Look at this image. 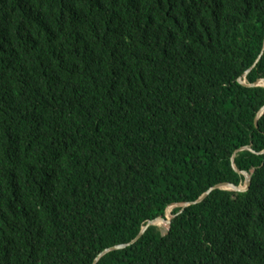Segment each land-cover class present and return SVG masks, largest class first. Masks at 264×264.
Instances as JSON below:
<instances>
[{
    "label": "trees",
    "instance_id": "16d2710c",
    "mask_svg": "<svg viewBox=\"0 0 264 264\" xmlns=\"http://www.w3.org/2000/svg\"><path fill=\"white\" fill-rule=\"evenodd\" d=\"M263 50L264 0H0V264H264Z\"/></svg>",
    "mask_w": 264,
    "mask_h": 264
},
{
    "label": "water",
    "instance_id": "95a60500",
    "mask_svg": "<svg viewBox=\"0 0 264 264\" xmlns=\"http://www.w3.org/2000/svg\"><path fill=\"white\" fill-rule=\"evenodd\" d=\"M263 53H264V50H263ZM263 53L261 54V56L259 57V59L256 61V63H255V65H254L253 69L258 65V63H259L260 60L262 59ZM251 70H252V69H251ZM251 70H250V71H251ZM250 71H248V72L246 73V75H245L246 77H247V75L250 73ZM240 83L243 84V85H245V86L253 87V88L264 87V79L258 81V82L255 83V84H252V85L248 84V83L246 82V80H240ZM262 116H264V108L261 110V112L259 113V115H258V117H257V119H256V127H257V128L259 127V120H260V118H261ZM245 150L252 151L250 148H243V149L237 151L236 154H238L239 152L245 151ZM234 167H235V169H236V166H235V165H234ZM240 173H241L242 175H244V177H245V179H246L244 185H241V186H239V187H237V186H235V185H232V184H221V185H218L217 187L212 188L209 192H207L206 194H204V195H203L198 201L193 202V203H189V204H188V203L182 204L181 207H183V208H187V207H189V206H191V205H195V204L202 203L205 199L208 198V196L211 194V192L214 191V190H216V189H219V190H227V191H232V192H246V191H248V189H249L250 186H251V182H252L251 175H249L247 172H240ZM176 207H178V205H173V206H171L170 208L167 209L166 219L159 218V219H157V220H154V221L149 222V223H148V224L142 229L140 235H139V236H138V237H137V238H136V239H135L130 245H133V244L137 243V242L141 239V237L145 234V232H146L150 227H152V226H157V227H159V225H158L159 222H162V223L164 224L165 228H166L167 230H170L171 225H172V220H173L172 212H173V210H174ZM126 247H128V245H124V246H120V247L118 246V247H115V248H113V249L107 250L105 253H103V254L99 257V259H100L101 257H103L104 255H106L107 253H109V252L116 251V250H121V249H124V248H126ZM99 259H98V260H99ZM98 260H97V261H98ZM97 261H96V263H97Z\"/></svg>",
    "mask_w": 264,
    "mask_h": 264
},
{
    "label": "rangeland",
    "instance_id": "374dc122",
    "mask_svg": "<svg viewBox=\"0 0 264 264\" xmlns=\"http://www.w3.org/2000/svg\"><path fill=\"white\" fill-rule=\"evenodd\" d=\"M160 228H165L164 224ZM166 229V228H165Z\"/></svg>",
    "mask_w": 264,
    "mask_h": 264
},
{
    "label": "bare ground",
    "instance_id": "6f19581e",
    "mask_svg": "<svg viewBox=\"0 0 264 264\" xmlns=\"http://www.w3.org/2000/svg\"><path fill=\"white\" fill-rule=\"evenodd\" d=\"M159 225V227H161L162 225H160V224H158Z\"/></svg>",
    "mask_w": 264,
    "mask_h": 264
}]
</instances>
